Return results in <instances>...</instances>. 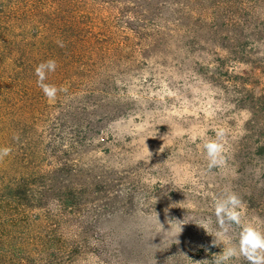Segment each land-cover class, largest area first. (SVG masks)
<instances>
[{
  "label": "rangeland",
  "instance_id": "374dc122",
  "mask_svg": "<svg viewBox=\"0 0 264 264\" xmlns=\"http://www.w3.org/2000/svg\"><path fill=\"white\" fill-rule=\"evenodd\" d=\"M91 1L114 38L129 34L123 3ZM161 6L155 19L133 6L137 47L100 73L108 77L101 90L109 89L103 113L82 119L74 139L83 151L71 157L92 189L78 217L99 234L92 246L99 237L126 253L105 261L90 253L74 264H204L223 248L209 233L217 228L213 199L225 188L242 199L244 221L264 230V0ZM76 106L97 110L79 98ZM219 128L227 165L209 171L202 145ZM209 217L205 231L200 222Z\"/></svg>",
  "mask_w": 264,
  "mask_h": 264
},
{
  "label": "trees",
  "instance_id": "16d2710c",
  "mask_svg": "<svg viewBox=\"0 0 264 264\" xmlns=\"http://www.w3.org/2000/svg\"><path fill=\"white\" fill-rule=\"evenodd\" d=\"M163 2L173 0H100L106 8L123 3L129 10H119L129 34L118 41L111 21L95 18L91 0H0V147L12 149L0 162V264H74L90 253L103 261L124 257V247L99 237L92 246L99 234L78 220L92 189L71 157L83 151L82 140L74 139L82 119L101 112V95L109 93L100 88L108 79L100 73L137 47L133 6L155 19ZM49 59L58 66L46 82L67 87L55 102L35 74ZM78 98L97 110L76 106ZM218 253H208L204 264Z\"/></svg>",
  "mask_w": 264,
  "mask_h": 264
},
{
  "label": "clouds",
  "instance_id": "9594fccd",
  "mask_svg": "<svg viewBox=\"0 0 264 264\" xmlns=\"http://www.w3.org/2000/svg\"><path fill=\"white\" fill-rule=\"evenodd\" d=\"M61 46L63 45L61 44ZM57 66L54 59H49L35 68L37 86L49 102H55L59 93L67 92L66 86L57 87L46 82L48 74L55 72ZM14 139L18 140L19 137L16 136ZM202 146L206 153L209 171L223 169L227 165L226 132L223 128L216 129L214 137L205 139ZM11 152V147H0V162H3ZM149 154L151 155L150 152ZM243 209L242 199L230 188H225L220 196L214 197L213 212L217 228L209 234L214 237L212 246L223 245V248L218 254H213L214 258L211 264H231L233 260L241 258L247 264H264V230L255 223L245 222ZM211 223V218H206L200 222V227L208 231ZM161 226L163 227L162 224ZM233 226L239 229L235 242L230 235ZM181 231L182 224L180 226ZM177 242L179 241L177 240Z\"/></svg>",
  "mask_w": 264,
  "mask_h": 264
}]
</instances>
